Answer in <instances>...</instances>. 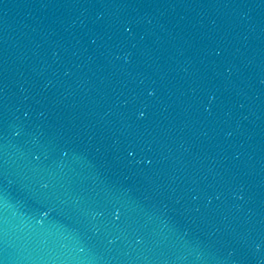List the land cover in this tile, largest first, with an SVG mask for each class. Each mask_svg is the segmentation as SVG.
Wrapping results in <instances>:
<instances>
[{
    "label": "water",
    "instance_id": "1",
    "mask_svg": "<svg viewBox=\"0 0 264 264\" xmlns=\"http://www.w3.org/2000/svg\"><path fill=\"white\" fill-rule=\"evenodd\" d=\"M0 264H264V0H0Z\"/></svg>",
    "mask_w": 264,
    "mask_h": 264
}]
</instances>
